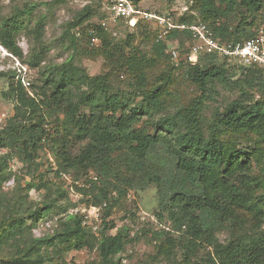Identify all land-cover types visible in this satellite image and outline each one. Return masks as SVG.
<instances>
[{
	"label": "trees",
	"instance_id": "trees-1",
	"mask_svg": "<svg viewBox=\"0 0 264 264\" xmlns=\"http://www.w3.org/2000/svg\"><path fill=\"white\" fill-rule=\"evenodd\" d=\"M131 1L137 5L142 0ZM37 8L15 7L9 16L0 17V47L29 69H42L40 85L29 83L28 88L14 71H0L6 86L1 97L13 105L12 116L0 130V190L11 176L9 162L16 159L26 168L37 167L39 153L49 150L54 158L46 163L55 178L63 181L70 171L76 180L87 177L86 185H74L81 199L70 208L106 206L96 234L83 215L66 214L51 235L36 238L32 231L37 221L49 214L57 199L49 196L29 205L26 201L31 190H47L46 184L30 179L11 202L0 191V264H66L68 252L84 249L95 251L97 264H112L130 234L126 226L110 234L115 229L108 220L111 209L129 192L149 187L156 190L158 217L166 216L176 231L185 228L182 257L175 264H264V71L254 65L235 68L213 54L191 65L186 60L189 34L177 30L166 41H156L153 32L147 56L132 46L133 35L117 45L110 32L98 29L93 55L114 63L110 73L91 77L72 57L42 67L48 50L43 43L45 17L33 19ZM188 10L196 16L183 15L177 23L207 24L224 41H242L264 30L258 22L264 0H191ZM94 15L86 6L63 29L61 36L76 53L86 54L91 45L88 28L95 24L82 26ZM21 34L31 42L26 55L17 40ZM169 40L178 41L181 52L176 59L169 53ZM118 70L131 79L128 85L137 102L127 103L111 83ZM178 76L196 90L175 102L180 95ZM217 84L238 91L239 97L205 118L204 101ZM69 137L84 142L75 155L68 151ZM56 194L65 197L60 186ZM248 216L254 221L249 229ZM222 230L232 233L226 243L216 236ZM153 236L158 241L156 255L169 258L174 241L164 230ZM200 248L210 251L194 260Z\"/></svg>",
	"mask_w": 264,
	"mask_h": 264
},
{
	"label": "rangeland",
	"instance_id": "rangeland-1",
	"mask_svg": "<svg viewBox=\"0 0 264 264\" xmlns=\"http://www.w3.org/2000/svg\"><path fill=\"white\" fill-rule=\"evenodd\" d=\"M56 0H0V17L9 16L15 7H23L24 5H38L36 12H34V18H38L43 15L45 17V30L43 36V43L47 48V54L45 56V61L42 67L46 64H61L66 61L69 57H72L74 63L78 66L84 68L87 74L91 77L98 76L100 74L110 73L114 68L111 63L106 61L101 57H96L93 53L96 51L98 45H90L89 49L86 50V54L76 53L73 51L69 42L66 38L61 36L65 25L73 19V17L86 6L92 8L95 12L94 17H92L88 22L83 24L82 27L88 26V24H96L101 20L103 15L106 17V7L109 0H60L58 4L47 7L43 4L50 3ZM191 4V0H142L136 6L137 8L147 14H155L158 16H163L170 14L173 16L175 22L178 18L186 14H192L196 16V13H192L188 10ZM260 25L264 24V12L261 17L258 18ZM141 28H126L124 26H109L110 34L113 43L117 45H124L128 38V35H133L130 39L133 47H138L147 56H150L149 48L152 42L153 30L151 24L146 21H141L139 23ZM18 44L26 55L30 47V39L24 34L18 36ZM170 49L175 46L171 45ZM83 48V47H82ZM120 51V50H119ZM118 51V52H119ZM181 50L178 49L180 54ZM89 53V54H88ZM163 65H160L158 69H162ZM0 71H14L17 75L24 76L30 84H39L40 71L37 69H29L26 65L22 64L20 61L12 57L7 51L0 47ZM129 79L128 75L122 70L115 72L114 77H112L111 83L119 93L123 95L127 103H132V99L135 102L139 98L134 95L128 85ZM178 89L180 92L179 97L175 100L182 101L186 98H190L195 95V88L188 82L181 80L178 76ZM6 89L5 83L0 81V130L4 127L6 120L13 114V105L10 102L5 101L1 97V92ZM30 94L32 93L28 89ZM32 95V94H31ZM239 97V92L228 87L221 86L217 84L213 87L208 98L204 101L203 115L205 118H209L215 110H222L229 102L235 100ZM255 98L258 96L255 95ZM174 110L170 109L172 112ZM62 118V115H59ZM51 128V126H49ZM68 151L72 155L78 153L83 147V141L76 138L69 137ZM246 146V145H244ZM47 153H39V158L35 160L37 167L31 166L25 167L14 159L12 162L8 163V170L11 171V176L3 183L1 188V194L4 196V200L7 199L11 202L15 197L17 191L19 192L21 186L29 181L30 179L36 180L37 184L45 183L47 190L45 188H40V190L33 189L28 194L29 202L40 204L44 198L47 197L55 200L56 206L52 208L49 214L36 223L35 229L32 234L36 238H41L44 236H49L58 226V221L64 219L66 214H80L85 216L83 211L87 209L82 204H79L75 208H70L71 204H75L80 201L81 196L77 193L74 185L77 187H82L86 185V176L82 178L75 179V173L70 171L68 177L64 178L63 181L55 178L53 173L49 171L46 161L52 160L54 158L53 152L47 150ZM4 153L0 150V157ZM34 163V164H35ZM36 168V170H34ZM29 170L30 176H28ZM93 176V174H91ZM71 181V182H70ZM72 182L74 184H72ZM60 186L65 193L64 198H58L56 194V187ZM23 194V192H20ZM158 201L156 196V190L153 187H149L144 191H138L137 193L129 192V194L116 202V205L111 209V215L109 221L115 224V229L110 231V234H114L116 229L121 226H126L129 229L130 240L123 249L122 252L117 254L112 259V264H175L176 261L181 259V241L184 236H186L185 228L180 231H176L171 222L168 221L166 216L159 218L157 215ZM69 208L66 213L62 212V208ZM35 206L32 205L31 209ZM100 218L95 221L97 226L101 223L102 212H100ZM27 218V216H26ZM30 224L31 220L27 219ZM254 221L247 217L245 222V227L247 229L251 228ZM264 228V222L261 226ZM164 230L168 233L174 243L171 248V255L169 258L164 256L156 255V246L158 241L153 236V232ZM230 230L219 231L216 236L218 240L222 243H226L229 238H231ZM210 251V248L203 250L200 248L196 253V259L204 258L205 254ZM5 254V252H3ZM2 257V252H0V258ZM156 258V259H155ZM193 260V261H194ZM66 264H97L99 259L95 251H89L87 249L80 251H70L66 256ZM201 264H205V261H200Z\"/></svg>",
	"mask_w": 264,
	"mask_h": 264
},
{
	"label": "built area",
	"instance_id": "built-area-1",
	"mask_svg": "<svg viewBox=\"0 0 264 264\" xmlns=\"http://www.w3.org/2000/svg\"><path fill=\"white\" fill-rule=\"evenodd\" d=\"M106 14L105 19L88 28L91 45L96 46L99 44L98 29L110 32L109 26L115 27L118 22H122L126 27L133 29L141 21H146L151 24L153 32L156 33V41L168 40V35L175 30L180 32L187 31L189 37L186 45L188 50L186 60L191 65H196L200 57L213 54L235 68H248L254 65L264 71V30L262 28L252 38L229 42L216 37L211 27L207 24L200 22L190 25L182 24L175 22L170 14L163 16L147 14L141 12L131 0H109ZM168 45L172 58H178V41L169 40ZM171 45L175 47L170 49ZM19 80L24 87H29V81L24 76H20ZM66 177L68 175H63V179ZM105 206L103 204L99 207H89L83 211L85 219H88L86 224L92 227L94 234H96L98 226L97 224L94 225L92 221L99 220L100 211Z\"/></svg>",
	"mask_w": 264,
	"mask_h": 264
}]
</instances>
